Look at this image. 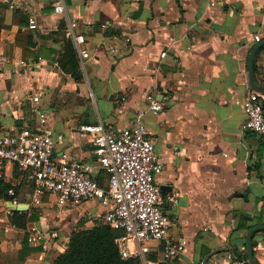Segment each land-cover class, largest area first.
Here are the masks:
<instances>
[{
	"label": "crops",
	"instance_id": "1",
	"mask_svg": "<svg viewBox=\"0 0 264 264\" xmlns=\"http://www.w3.org/2000/svg\"><path fill=\"white\" fill-rule=\"evenodd\" d=\"M209 2L66 0L69 16L64 18L53 12L51 2L0 0V134L36 130L42 126L38 112H44L48 126L65 138L55 155L65 152L94 162L96 133L83 126L103 123L118 131L144 113L164 166L156 182L160 189L165 186L161 190L171 234L188 239L184 253L169 261L161 260V246L155 244L150 256L160 264H201L222 247L247 252L248 231L264 224V137L243 128L244 104L254 91L249 78V57L257 44L253 39H264V0H220L214 7ZM21 8L28 22L16 25L14 11ZM30 16H36L37 29L30 28ZM68 19L79 23L77 30L91 53L79 79L62 70L63 43L53 35L63 22L74 45L66 32ZM19 32L34 34L27 56L17 45ZM256 65L255 82L264 86V49ZM95 89L102 103L96 113L88 104ZM153 100L165 104L161 112L149 110ZM244 140L253 150L250 164ZM15 171V199L30 205L21 212L36 207L40 218L19 228L9 219L11 200L0 199L5 223L0 225V260L12 256L14 264H53L67 248L44 251L30 245L34 227L59 229L68 245L80 221L92 223L89 227L105 224L106 208L100 217L93 212L98 200L59 207L46 196L36 204L29 171L11 165L6 178ZM26 240L35 250L21 260ZM253 249L258 264H264V231L254 234ZM225 253L207 264H219Z\"/></svg>",
	"mask_w": 264,
	"mask_h": 264
},
{
	"label": "built area",
	"instance_id": "2",
	"mask_svg": "<svg viewBox=\"0 0 264 264\" xmlns=\"http://www.w3.org/2000/svg\"><path fill=\"white\" fill-rule=\"evenodd\" d=\"M219 1L210 0L209 4L214 7ZM51 3L57 16L68 18L66 0H51ZM29 26L38 28L36 16H30ZM78 26L76 20L68 19L66 32L74 42L80 67L84 70L91 53L86 37L77 30ZM253 40L255 43L261 41L260 38ZM33 100L37 103L40 97L34 96ZM164 107L163 102L153 100L149 110L161 112ZM244 110V130L264 136L262 95L251 91ZM38 113L42 126L36 130L0 134V181L12 165L30 171L36 204L46 196L59 207L98 200L106 208L105 224L117 233L115 242L122 258L138 259L142 264H160L150 256L154 255L156 245L161 246L162 261L173 260L184 253L188 239L183 236L174 238L171 234V221L164 211L165 196L156 182L164 166L143 121L144 113L138 114L130 126L118 131L105 127L103 123L83 126V130L96 133L94 162L78 160L65 152L57 157L55 148L64 142V135L48 126L49 119L44 112ZM99 170L106 175L104 186L95 176ZM9 194L14 196L15 192L10 190ZM168 199L176 201L172 197ZM11 201L18 203L16 199ZM28 242L44 251L53 248L64 251L67 248L59 229L34 227ZM249 263L248 258H239L228 251L219 264Z\"/></svg>",
	"mask_w": 264,
	"mask_h": 264
},
{
	"label": "trees",
	"instance_id": "3",
	"mask_svg": "<svg viewBox=\"0 0 264 264\" xmlns=\"http://www.w3.org/2000/svg\"><path fill=\"white\" fill-rule=\"evenodd\" d=\"M53 8V7H52ZM51 7H47V11L52 10ZM3 23L0 20V23ZM28 22V16L21 10H15L13 15V23L22 25ZM65 25L62 22L60 24L59 31L53 32L56 36V40H61L63 43V58L59 60V64L63 71L73 75L76 79L81 77V67L78 59L76 49L72 41L66 37L63 32ZM37 33L40 34L38 31ZM17 45L23 49V56L31 54L28 50V46H34V34H23L19 32L17 35ZM43 50V48H41ZM264 49V46L258 51V53ZM254 62V69H257L256 58ZM250 134L256 135L257 133L247 131ZM261 139L264 136H260ZM262 145V144H261ZM257 167V166H256ZM258 168V167H257ZM30 173V171H29ZM18 172L15 171L14 176L4 178L0 181V199L14 200L19 193V185L17 183ZM105 173L103 170H99L96 174V179L101 186H104ZM33 184V183H32ZM33 190L34 186L31 185ZM10 189H14L16 192L15 196H11L8 192ZM47 199V198H44ZM40 209L32 207L31 211L21 212L13 211L9 217L10 222L19 228H25L27 223L39 221ZM245 225H241L240 229ZM117 233L112 227L104 223L94 225L92 227H86L84 221L79 222V228L72 232L70 236L67 249L57 255L53 264H142L141 260L138 259H125L119 253L118 247L115 242ZM246 247V244H245ZM35 248L29 246L27 240L24 243V247L20 251V259L24 260L27 256L33 252ZM233 253L239 258H248L247 252L241 251L235 248ZM151 259H155L151 256Z\"/></svg>",
	"mask_w": 264,
	"mask_h": 264
},
{
	"label": "water",
	"instance_id": "4",
	"mask_svg": "<svg viewBox=\"0 0 264 264\" xmlns=\"http://www.w3.org/2000/svg\"><path fill=\"white\" fill-rule=\"evenodd\" d=\"M264 46V39L261 40L260 42H258L252 49L250 57H249V78H250V85L251 88L254 91L259 92L260 94L264 95V86L262 85H258L255 82V69H254V61H255V57L258 53V51ZM244 143L246 144L248 150H249V157H248V162L250 164L251 162V157L253 155V150L251 148V146L244 140ZM162 190H165V186H161ZM241 195V194H238ZM7 206L9 208L10 211H27L30 207L29 204H24V203H14L12 201H8ZM258 231H264V224L262 225H258L255 226L253 228H251L248 233H247V254H248V258H249V262L250 264H258V261L255 258L254 255V249H253V237L254 234ZM229 251L228 247H222V248H217L213 251H211L206 257L204 262L207 264L208 260L210 257L222 253V252H227Z\"/></svg>",
	"mask_w": 264,
	"mask_h": 264
},
{
	"label": "rangeland",
	"instance_id": "5",
	"mask_svg": "<svg viewBox=\"0 0 264 264\" xmlns=\"http://www.w3.org/2000/svg\"><path fill=\"white\" fill-rule=\"evenodd\" d=\"M43 2H45V3H50L51 2V0H42ZM47 6H50L49 4H46ZM21 11H23L22 10V8H21ZM31 15H32V13H31ZM93 89H94V85H93ZM96 102H98L99 104H97V106H96ZM88 104H89V106H90V109L92 110H94L95 111V113L97 112V108L96 107H98V108H100V109H102V103H101V101L99 100V96H98V92H97V90L95 89V99H94V97L92 98V96H91V101H89L88 102ZM89 109V110H90ZM96 204H95V206H94V208H93V212H96V213H98V215H99V217L101 216V214H102V212L104 211V208L102 207V205H101V203H98V202H95ZM49 208L48 209H50V210H53L54 212L56 211V209L54 208V207H52V206H48ZM40 208H43L44 210H43V213H44V211L45 210H47L46 209V207H40ZM3 212L0 210V225H4L5 223H4V220L2 219L3 218ZM99 222V221H98ZM100 222H102V220H100ZM95 223V222H94ZM92 225V223H90L89 225H88V222H87V224L85 225L86 227H89V226H91ZM10 256V255H9ZM8 256H6L3 260H0V264H14L13 262H15L14 261V258L12 257V256H10V258H11V261H10V259L9 258H7Z\"/></svg>",
	"mask_w": 264,
	"mask_h": 264
}]
</instances>
